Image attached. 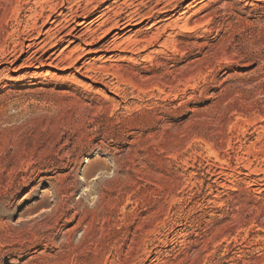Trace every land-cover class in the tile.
I'll use <instances>...</instances> for the list:
<instances>
[{
	"label": "rangeland",
	"instance_id": "rangeland-1",
	"mask_svg": "<svg viewBox=\"0 0 264 264\" xmlns=\"http://www.w3.org/2000/svg\"><path fill=\"white\" fill-rule=\"evenodd\" d=\"M194 1L0 0V264H264V0Z\"/></svg>",
	"mask_w": 264,
	"mask_h": 264
},
{
	"label": "bare ground",
	"instance_id": "bare-ground-1",
	"mask_svg": "<svg viewBox=\"0 0 264 264\" xmlns=\"http://www.w3.org/2000/svg\"><path fill=\"white\" fill-rule=\"evenodd\" d=\"M138 1H140V0H138ZM200 0H195L193 3H197V2H199ZM147 2V1H146ZM114 3V2H113ZM117 2H115V4H116ZM158 4V3H157ZM146 4L142 1L141 2V7H143V6H145ZM165 7V6H164ZM163 8V7H162ZM161 8V9H162ZM108 9H109V7H108ZM164 10L165 9H162V13H164ZM166 11V10H165ZM137 13V12H136ZM167 13V12H166ZM138 14V13H137ZM139 15V14H138ZM163 15V14H162ZM51 17V16H50ZM153 17V16H152ZM151 17H149V15L148 16H143V17H138V16H136L135 15V13L133 12V14H128L127 16H125V19H124V22H122V23H120V25H119V28H122L121 30H123V29H127V27H133V26H135V25H137L138 24V21L139 20H148V19H150ZM149 21V20H148ZM117 24V23H116ZM115 28V27H114ZM117 29V28H116ZM114 30V29H113ZM60 204V203H59ZM46 211V210H45ZM159 258V257H158Z\"/></svg>",
	"mask_w": 264,
	"mask_h": 264
}]
</instances>
